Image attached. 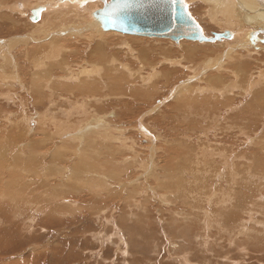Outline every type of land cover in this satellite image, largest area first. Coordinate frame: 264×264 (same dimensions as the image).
<instances>
[{
    "label": "bare ground",
    "instance_id": "1",
    "mask_svg": "<svg viewBox=\"0 0 264 264\" xmlns=\"http://www.w3.org/2000/svg\"><path fill=\"white\" fill-rule=\"evenodd\" d=\"M104 1L109 3V0ZM192 1H198L201 5L208 4V8H210L204 6L207 11L202 10L201 13L196 12L193 8L194 14H197L206 25L212 24L220 29L219 32L208 37L212 38L214 34L224 32H228L229 36L214 43H199L184 39L175 42L178 44L167 43L169 47L180 52L182 59L189 62L196 61L199 50L203 52L210 49V54L215 52L200 58L203 60L199 64L192 63L191 68L194 69H191L190 76L186 78L178 76L179 79H176L177 72L175 70L165 69L169 66L163 68V62V65L159 62L162 66L151 64V61L142 55L141 50L130 47L128 42L147 41L146 43H148L155 39L154 37L146 40L147 38L141 36L127 35L102 28L100 19L94 15L103 8L102 0H0V25L2 23L3 32L6 30V34H1L2 38H0V100L13 103L16 109H21L19 116L10 112L3 113L5 116L2 117L3 122L0 123V186L1 183H5V186L14 189L12 193H8L7 189L1 188L0 200H21L20 204L26 207L28 204L30 206L34 204L33 197L37 195V198L46 200L45 203L48 202L50 212L56 214L58 213L57 206L61 208L64 201H67L66 199L70 203L75 202L71 200L72 195L81 194L80 188H87L89 192L91 188L106 186L110 180L112 181L113 170H109L110 167H108L109 169L104 167L103 170L102 166L103 162H105L104 166L106 163L107 165L109 163L110 166V158L106 159V156L110 154L109 150L113 149L118 150V153H121L119 150L130 151V154H126L121 160H118L120 163L128 162L127 160L131 159L129 161L131 164L137 162V169L140 170L141 176L149 175V177H153L151 178L153 181L161 180L159 175L161 169L164 167L163 171H165V168L168 169V167L159 166V170L156 168V163L154 164V160L157 159L155 156L158 151L157 147H159H156L155 144H157L159 136L157 134L154 136L147 127H142L141 117H144V114L139 115L138 120L136 119L135 130L137 129L146 136L149 154L145 160H139L137 159L138 155L131 151L132 142L123 135L124 130L109 132L117 127L114 126L116 127L114 129L110 127L115 115L107 108L110 109L113 101L118 100V97L121 96L134 99L140 97V99H144L143 101L151 100L162 86L163 88L167 86L170 88L166 90L169 91L170 100L163 98L156 101L160 105L153 104L147 111L148 116L158 111L162 104L171 100L180 109L189 106L193 100V107L204 113L209 109L227 106L226 110L232 111L229 121H233L237 136H240L241 129L242 137L245 140L243 145H248L249 149L252 148L248 155L253 160H246L242 162L244 165L236 164L232 168L234 161H237L242 155L240 151L234 157V149L238 150L239 146H235L236 143H233V140L232 143L229 141L223 143V140L220 139L218 142L212 143V147L200 148L196 142L199 138L193 139L195 140L192 142L193 148L189 149L190 145L188 148L185 145L190 152L189 159L185 156L179 157L181 148L178 144L180 154L178 153L179 156H176L181 159L184 166L178 171H174L172 163L169 167L175 174L182 171L185 173L182 172L183 175L180 173L176 177L171 172L169 174L173 175L171 178H174L178 184L177 186L174 184V188L179 186L181 189L183 188L181 191L177 188L179 193L191 189L189 191L192 194L189 192V196L191 194V198H193L186 205L188 207L191 204L194 215L190 211L188 212L192 216L193 224L197 221L196 219L211 223V227L215 222L221 223L217 224L219 230L230 236L245 232L250 235L257 231L256 225L248 224L251 222L249 220L253 221L257 215L255 208L259 204L260 207L264 206V201L259 202L261 199L264 200V160L261 159L264 155V66L259 69H244V67L249 62L251 63L250 56L256 57L260 52H264L263 44L259 45L261 44L259 41L264 38V0H184L187 5L192 4ZM33 8L35 10L30 13ZM37 8H41L42 11L40 12ZM26 13L29 15L25 18ZM32 14L34 17L30 20ZM253 33H256L258 39L254 44L251 41ZM112 37L121 40V42L115 41L117 44L115 45L114 40L109 39ZM184 41L199 44H181ZM130 44L132 45V43ZM122 46V51L130 55H138V57L136 56V59H139V64H136L138 66L122 60V56L118 53L121 52ZM79 47H82L83 54L79 51ZM113 47H118L119 51L114 52ZM170 50L168 52L173 54ZM167 63L173 67L178 64L172 60H167ZM229 64H231V69L227 71L225 65L230 67ZM188 70L189 68L186 71ZM159 71L161 74H158ZM226 73H230V76H225ZM157 78H160V81H157ZM180 78L182 79L180 80ZM160 83L162 86H159ZM29 107H33V109L46 108L48 111L45 109L44 112H36L31 116L27 112ZM186 114L188 117L189 112ZM205 117L204 119L207 118ZM178 120L180 121V119ZM206 121L211 122L208 118ZM194 123L196 124L197 121ZM212 123L214 124L213 120ZM218 123L219 121L216 124ZM260 124H262V128L258 129ZM225 125L221 126V131H219L221 135H224L223 132L229 129L230 124ZM34 133H43V135L46 133L47 135L43 139L30 137ZM184 135L182 134L184 138L188 136ZM178 136L175 138L178 139ZM188 139L191 140V138ZM189 140L186 139V144H189ZM52 141L55 146L52 145ZM179 141L176 140L174 143ZM4 142L8 147L3 146ZM164 147L167 148V146ZM182 150L183 154H188L187 150ZM256 157H258L256 163L258 162L261 167L254 166ZM118 161L113 162L111 168L116 166ZM175 164L177 163H174V166ZM259 169H262L261 175L258 172ZM14 170L16 172H13ZM116 170L114 169L115 173ZM19 172L28 175L21 176ZM187 173H190L191 176L188 177ZM162 174L161 178H165L166 175L162 176ZM107 176L112 179H106ZM141 176L139 175V177ZM167 176L166 178L169 179ZM202 180L205 181L201 182ZM220 182L222 186L218 187ZM170 183H167V190ZM186 186L189 188L186 189ZM164 187L166 188V186ZM122 188H124L123 185ZM97 189H91L90 191L93 193L89 192L92 200L97 195L94 192ZM202 189H205L206 192H202ZM61 191L62 196H60ZM165 192L164 197L166 196ZM200 192L204 194V205H199L196 202ZM66 195L70 196L65 198ZM182 199V203L188 202L186 198L182 197ZM41 200L40 202H42ZM40 202H35L33 208H37L41 204ZM171 202L173 203V201ZM29 205L26 207L28 211L30 210ZM247 207L254 208L244 210ZM38 209L41 210V208ZM45 215L51 214L48 212ZM180 215L181 220L186 218L183 211ZM189 217L188 219H190ZM189 222L191 223V221ZM194 226L196 227V224ZM216 231L218 232V230ZM233 232L236 234L233 235ZM222 236L225 235L222 234ZM17 259L19 261L16 262L21 263L22 257Z\"/></svg>",
    "mask_w": 264,
    "mask_h": 264
},
{
    "label": "rangeland",
    "instance_id": "2",
    "mask_svg": "<svg viewBox=\"0 0 264 264\" xmlns=\"http://www.w3.org/2000/svg\"><path fill=\"white\" fill-rule=\"evenodd\" d=\"M95 3H98V1H95ZM191 3L192 4L189 3V5H187L188 6L187 9L190 15L192 16V18L197 22V24L201 28L204 36L206 38H210L208 36H211V34L216 33L217 31L219 32L220 29L217 26L212 24L206 25V23L201 18H199L197 14L196 15L194 14L193 8H195L196 12L201 13L202 10L207 11L205 7L208 8V4L201 5V3L198 1H192ZM37 9L40 12L42 11L41 8H37ZM33 10H35V8H33L30 13H32ZM28 15L29 13H26L25 18ZM0 26H1L0 38H2L1 34H6V30H4L3 32L2 23ZM7 26H9L8 23ZM144 38H147L146 40L149 39L148 37H144ZM109 39L110 40L113 39L114 44L116 42L118 43L121 42V40L119 39L116 40V38L113 37ZM128 42L130 47L132 46V48H134L135 50L136 49L141 50L142 55L145 56V58H148L151 61V64L153 65L156 64L158 66L161 65L163 62L164 64V65L162 64L163 68L164 66H169L166 67L165 69L175 70L177 72L175 76L176 79H179L177 78L178 76L182 78H186L190 76L192 71L191 69H194L191 68L192 63H194V65L197 63L199 64L203 60V59L200 60V58L215 53L213 52L210 54L211 50L207 48H206L207 50L203 52L199 50L198 52L199 54L197 53L198 58H196V61L189 62L182 59V57L180 56L181 55L180 52L175 51L177 49L169 47V44L167 45V43H172V44L175 43L170 39L155 38L150 42L148 41L149 44L146 43L147 41H141L142 43L141 42L136 43L131 41ZM130 43H132V45ZM199 43H194V42L189 43L184 41L181 44H199ZM262 46H264V44ZM122 48L123 46L121 47V52H118L122 56V60L129 62L131 65L138 66L136 65L139 64L138 61L139 59H136L138 55L136 54L130 55L125 51H122L123 50ZM113 50L114 52H117L119 51V48L113 47ZM169 50L173 54L169 53L168 52ZM79 51L82 52V54L84 52L82 47H79ZM131 57L133 58L132 60ZM249 58L251 59V63L249 62L248 65H245L244 69H248V68L259 69L260 67L262 68L264 66V52H260V54L257 55L256 57L250 56ZM166 59L169 61L172 60L174 62H178V64L176 66L174 65V67L172 65L170 66L167 63ZM159 62H161V64ZM165 63L168 65H166ZM185 63L188 65H186ZM225 66L227 68V71L231 69V64L228 65L230 67H227V65ZM187 67L189 68L188 71H186L188 69ZM182 69L183 72L181 71ZM158 74H161V72L159 71ZM225 76H230V73H226ZM182 78H180V80ZM157 79H158L157 81H160V78ZM161 83L159 86H162ZM162 88L163 86L160 88L158 93L155 94L154 98L151 99L152 101L151 100L143 101L144 99L142 100L140 99V97L136 98L138 100L137 101L132 97L128 98L127 96H121L118 97L119 98L118 100L113 101V103L110 106V109L107 108L108 111L111 110L115 115L114 118L112 119L113 123L111 122L112 124H110V127L112 129L117 127V129L111 130L109 132L124 130L123 135L132 142L131 151L138 155L137 159L139 160L140 159L145 160L147 158V155L149 154L148 141L146 139V136L142 135L141 134L142 132L138 131L137 129L135 130V126H136L135 123L137 122L138 118L144 114L143 115L144 117H141L142 127L143 128L147 127V129L150 132L152 131L153 135L157 134V136H159L158 142L156 141L157 144H155L156 147L159 146L157 147L159 152L157 151L155 154L157 159L154 160V164L156 163V168H159V170L160 167L163 165L168 167V169L165 168V171H163L164 167L161 169L163 171V172L161 171V173L159 174L161 180L156 179V181H153V179H151L153 178L152 176L151 177H149V175L144 177L141 176L140 170L137 169L138 168L137 162L131 164L129 162L131 159L127 160L128 162L122 161L120 163L118 160H121L122 157L125 156L126 154L127 155L130 154V151L119 150L121 153H118V150H116L117 151L116 152L113 149L112 151L109 150L110 154L108 155L107 152H105L107 155L106 159L110 158L109 159L110 166L109 163L108 165L106 163L105 164L106 166H104L105 162H103V166H102L103 170L105 169L104 167H106V169H109L108 167H110L109 170L111 169L113 170L112 171L113 179L107 176L105 177L106 179L108 178L112 179V181L110 180V182L107 183L108 185L106 186L104 185L102 186L103 187L102 188V187H98L96 184L97 186L96 188H91L92 190L99 188L97 190H94V192L97 194L96 195L97 197L95 196V199L93 200L89 194V192L93 193L90 191L91 189L88 192L87 188H80L79 192H81V194L72 195L71 200H74L75 202L72 201L70 203L69 200L66 199L67 201H64L63 206H61V208L62 207L64 208L61 209L58 208L57 206L58 213L56 214H52L48 207L49 205L48 202L45 203L46 200L44 201V199L41 200V198L40 199L37 198V195L33 197L34 204L31 206L28 204L30 207L29 211L28 209H26L28 205L24 207L20 204L22 202L21 200H17V201H11L8 199L0 200V264H264V206L260 207L259 204L258 205L259 210H257L258 207L255 208V211H257L256 212L257 215H255L254 220L253 221L251 219L249 220L251 222H249L248 225L252 224V225H256L257 227L256 229L257 231L255 233L253 232L254 234L247 235L245 232L243 234H237L240 237L237 235L230 236L229 234L219 230L217 224H221V223L215 222L214 224H212L211 227V223H207L199 219H196L197 220V221L195 220L196 222L193 220L196 224L195 227L194 226L195 224H193L191 220L192 216L190 215V212L192 213L191 204H189L188 207L186 205L190 203V200L193 198V197L191 198L192 193L191 191H189L191 189H188L189 186L188 188L186 186V189H188V191L185 190L184 193H179L178 191L179 190L181 191L183 188L181 189L180 186L177 187L179 188V190H177V188H174L175 187L174 184H176V186L178 184L176 183V180L174 178H171L173 177V175L171 176L169 174L171 172V174L173 173L174 176L176 177L180 173H181L180 175H183V173H185L184 171H182L183 173L176 172L177 174H175L173 170H170L171 163H172V167L174 168V171H178L181 167H183L184 166L183 162L181 161V159L177 157L179 156L177 154L180 152L178 150L181 148L180 149L181 154L179 153L180 158L185 156V158L189 159L188 157L190 153L189 149L193 148L192 142L195 141L193 139H197V138L199 139L196 142L200 146V148L212 147V143H216L220 139L223 140V143H225V141H229V143H232L233 140V143H236L235 146L238 145L239 148L241 147V149L238 148V150L234 149L235 150V153L233 154L234 157L240 151L243 156L240 155L241 158L239 157L237 161H234L232 168H234L236 164L244 165L242 162H245L246 160H253L251 159L252 157L248 155L251 153L250 149L252 148L249 149L248 145L246 146L243 145V142L245 141L244 138L242 137L243 132L240 129L239 131L240 136H237L233 121H229V116L232 111L226 110L228 108L227 106L226 107L220 106L221 108L218 107V109H209L206 113L201 111L199 112L197 109L193 107L194 106V104L192 103L193 100H191L189 106H187L186 108L182 107L180 109L171 100L166 104H162L159 107L158 111H156L157 113L154 112L148 116L147 111L151 109V106L155 104L156 101L163 98H165L166 100H170L168 95L169 91H166L169 90L170 88L167 86L164 87L163 89ZM4 102L5 101L0 100V123L3 122L2 119L5 116V114L3 113L10 112L15 114V116H19L21 113V109H16L13 103H7V102L4 103ZM155 105H160V104L156 103ZM45 109L46 108L33 109V107H29L27 109V112H29V114L32 116L36 112H44ZM219 109L222 111L220 112ZM46 111L48 110L46 109ZM225 111H227L228 113ZM187 112H189L188 117L191 116L192 118L186 117ZM210 114L213 115L210 116ZM205 116L211 122L206 121L207 118ZM204 117L206 119H204ZM178 119H180V121ZM200 120H204V121H200ZM212 120L214 121V124L212 123ZM196 121L197 123L195 124L194 122ZM218 121L221 124L219 123L216 124ZM206 123L209 124L207 125ZM224 123L230 125H229V129L223 132L225 137H222L224 135H221L219 131H221L222 125L226 126ZM216 125H218L217 127L219 129L216 127ZM200 126H202L203 128ZM261 126L262 124L258 126V129H261L262 128ZM237 128L239 129V127ZM203 129L205 130L203 131ZM206 130L208 131L206 132ZM176 134L179 135L178 139L179 137H181L180 138L181 140L179 139L180 141L176 139L177 138ZM182 134L183 136H185L184 134H186V136L188 135L187 137H185L187 140H189L188 138H191V140H189V144H186L187 143L185 142L186 139L182 136ZM34 135L33 134L30 135V137L43 139L46 137L45 135L47 134L45 133L43 135V133L42 134L34 133ZM217 136L219 137L217 138ZM174 140L175 141L177 140L179 142L174 143L175 142ZM53 142L54 141H52V145ZM178 144L180 145V148ZM185 145H187V148L190 145L188 150ZM3 146L8 147L6 142H4ZM164 146H167V148H165ZM182 149H184L185 151L187 150L186 153L188 154L187 155L183 154L184 152ZM112 154H114L115 156H113ZM258 157H256L254 161L255 162L254 166H256L257 168L261 167V165L258 164V162L256 163ZM263 158L264 155L261 159L264 160ZM115 161H118L119 163L111 168V164H113V162ZM174 163L177 164H175L174 166ZM38 166H39V162H38ZM114 169L115 170L117 169L116 173ZM13 172L16 171L14 170ZM258 172L261 175L262 169H259ZM19 173L21 176L28 175L27 173L24 174L23 172H19ZM161 174L162 176H164V174L167 176L168 174L167 177L169 179H167L165 176V178L167 179V183H170L175 180L174 182H172L173 184L172 183L169 184L170 187L168 190H167V183L165 181V178L164 177L161 178ZM188 174L190 173H187L186 175L190 177L191 174L190 175ZM139 175L141 177H139ZM187 176L186 178L189 180ZM204 181L205 180H202L201 182ZM30 182H32V180H30ZM1 184L2 185L0 186V189L1 188L7 189L8 193L13 192L14 190L13 188H10L9 186H5V183H1ZM131 184L133 185L130 186ZM220 184L221 182L219 183L218 187L222 186ZM122 185L124 186V188H122ZM164 186H166V188ZM113 189L115 190L113 191ZM199 190L201 191V189ZM199 190H197V192H199ZM121 191L122 193H119ZM203 191L206 192L205 189H202V192ZM245 191L247 192V190ZM164 192L166 195L165 197L163 196ZM189 192L191 193L190 196H189ZM202 192H200V194L196 193L198 194L197 195L198 200L196 198V202H198L197 204L199 205H204L203 203L204 194ZM177 193L179 194V196ZM263 194H264V190H263ZM62 195L63 194L61 191L60 196ZM69 196L70 195H66L65 198H68ZM182 197L186 198L188 202L185 200L186 202L182 203L183 202ZM40 200L42 202H40ZM37 201H39L41 204H39L37 208H33V206H35V202ZM171 201H173V203ZM260 201H264V200L261 199L259 200V202ZM28 202L30 203L29 200ZM163 203L164 205L166 204L165 206L167 207H165ZM38 208H41L42 211L39 210ZM253 208L254 207L251 208L247 207L244 210H249ZM260 208L263 210H261ZM45 209L46 210L48 209L47 211L51 215L49 216L45 215L46 213H48ZM63 209H65L64 210L65 212L64 211L62 212ZM66 210H68L67 213ZM182 211L183 213L186 214L187 219L185 218L184 220H181L180 213ZM178 212H180L179 215H177ZM174 215L175 217L177 216L176 219ZM188 217L190 219H188ZM189 221H191L192 227ZM198 221L200 222L199 224ZM188 222L190 227L187 225ZM216 230H218V232ZM199 231H200V235H199ZM258 232L260 234H257ZM233 233H234L233 235L236 234V232ZM222 234H224L225 236H222ZM20 257H22L21 259L22 261L20 260L21 263H17L16 262L18 260L17 258Z\"/></svg>",
    "mask_w": 264,
    "mask_h": 264
},
{
    "label": "water",
    "instance_id": "3",
    "mask_svg": "<svg viewBox=\"0 0 264 264\" xmlns=\"http://www.w3.org/2000/svg\"><path fill=\"white\" fill-rule=\"evenodd\" d=\"M103 8L95 15L100 19L104 30H113L127 35L166 38L174 42L181 39L198 42H215L228 38V32L214 34L212 38L204 37L199 25L190 14L185 13L180 0L175 4L171 0H104ZM189 16L191 19H189ZM34 15L32 14V18ZM256 33L252 43L258 40ZM264 44V38L260 40Z\"/></svg>",
    "mask_w": 264,
    "mask_h": 264
},
{
    "label": "snow or ice",
    "instance_id": "4",
    "mask_svg": "<svg viewBox=\"0 0 264 264\" xmlns=\"http://www.w3.org/2000/svg\"><path fill=\"white\" fill-rule=\"evenodd\" d=\"M176 2V0H171V3L174 5ZM180 4L181 7L184 9L185 13H187V4L184 2V0H180ZM189 19H191V17L189 16Z\"/></svg>",
    "mask_w": 264,
    "mask_h": 264
}]
</instances>
